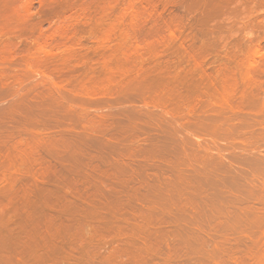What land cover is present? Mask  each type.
I'll list each match as a JSON object with an SVG mask.
<instances>
[{
    "label": "rangeland",
    "instance_id": "374dc122",
    "mask_svg": "<svg viewBox=\"0 0 264 264\" xmlns=\"http://www.w3.org/2000/svg\"><path fill=\"white\" fill-rule=\"evenodd\" d=\"M0 264H264V0H0Z\"/></svg>",
    "mask_w": 264,
    "mask_h": 264
},
{
    "label": "bare ground",
    "instance_id": "6f19581e",
    "mask_svg": "<svg viewBox=\"0 0 264 264\" xmlns=\"http://www.w3.org/2000/svg\"><path fill=\"white\" fill-rule=\"evenodd\" d=\"M239 238V237H238ZM242 238V237H241ZM241 238H239V240L241 239Z\"/></svg>",
    "mask_w": 264,
    "mask_h": 264
}]
</instances>
